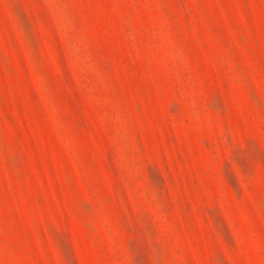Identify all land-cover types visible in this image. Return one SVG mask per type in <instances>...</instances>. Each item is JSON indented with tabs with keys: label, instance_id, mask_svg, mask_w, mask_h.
<instances>
[{
	"label": "rangeland",
	"instance_id": "1",
	"mask_svg": "<svg viewBox=\"0 0 264 264\" xmlns=\"http://www.w3.org/2000/svg\"><path fill=\"white\" fill-rule=\"evenodd\" d=\"M0 264H264V0H0Z\"/></svg>",
	"mask_w": 264,
	"mask_h": 264
}]
</instances>
